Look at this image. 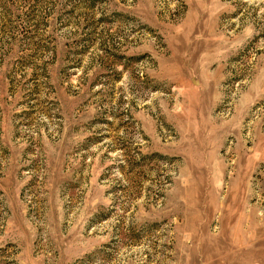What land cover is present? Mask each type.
<instances>
[{"label":"rangeland","instance_id":"rangeland-1","mask_svg":"<svg viewBox=\"0 0 264 264\" xmlns=\"http://www.w3.org/2000/svg\"><path fill=\"white\" fill-rule=\"evenodd\" d=\"M0 264H264V0H0Z\"/></svg>","mask_w":264,"mask_h":264}]
</instances>
